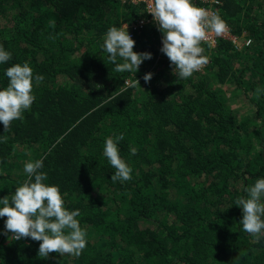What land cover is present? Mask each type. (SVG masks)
Here are the masks:
<instances>
[{
    "label": "trees",
    "instance_id": "16d2710c",
    "mask_svg": "<svg viewBox=\"0 0 264 264\" xmlns=\"http://www.w3.org/2000/svg\"><path fill=\"white\" fill-rule=\"evenodd\" d=\"M194 4L250 45L234 54L224 37L202 42L208 74L180 80L149 23L133 50L152 57L134 74L139 85L123 90L134 76L117 73L101 44L110 27L147 19L144 3L0 0V45L12 54L0 65V87L13 64L44 77L33 81L23 118L7 130L0 123V198L27 179L26 162L43 158L44 182L59 187L68 210L80 209L87 240L79 256L45 258L39 242L0 234V264H264V235L243 231L234 204L264 177V0ZM232 84L249 115L233 111L223 92ZM119 134L132 169L126 182L111 180L103 156L105 139Z\"/></svg>",
    "mask_w": 264,
    "mask_h": 264
},
{
    "label": "clouds",
    "instance_id": "9594fccd",
    "mask_svg": "<svg viewBox=\"0 0 264 264\" xmlns=\"http://www.w3.org/2000/svg\"><path fill=\"white\" fill-rule=\"evenodd\" d=\"M143 2L162 33L160 51L167 56L172 73L180 80L190 78L207 64L201 43L208 40L209 33L219 37L228 30L220 16L196 6L194 0ZM123 25L107 30L101 49L117 73L128 72L134 76L132 81L124 80L126 87L123 90H126L139 85L134 74L143 61L151 59L152 54L134 51V37L128 33L127 25ZM11 59L12 54L0 45V65L7 64ZM4 76L8 78V85L0 87V123L7 130L12 121L22 119L23 112L30 109L35 100L33 81L40 82L44 77L39 74L34 76L27 63L7 67ZM151 78V72L143 76L145 83ZM123 139V134L107 137L103 146V156L115 169L111 176L113 182L132 179L131 167L119 154L118 144ZM5 140L6 137L0 136V142ZM130 152L135 155L136 149L131 148ZM43 168V158L26 162L24 173L27 179L16 186L13 193L0 198V218L6 217L0 234L9 241L30 238L39 242V257L46 258L50 253L79 256L87 245L86 233L77 220L81 211H70L65 207L59 187L44 182L47 176ZM244 192L246 196L234 202L241 209L239 223L244 232L259 239L264 235V177L257 178Z\"/></svg>",
    "mask_w": 264,
    "mask_h": 264
},
{
    "label": "rangeland",
    "instance_id": "374dc122",
    "mask_svg": "<svg viewBox=\"0 0 264 264\" xmlns=\"http://www.w3.org/2000/svg\"><path fill=\"white\" fill-rule=\"evenodd\" d=\"M127 31H128V33L130 34V30L127 28ZM228 31V30H227ZM226 31V32H227ZM232 38H234V39H236V41H235V44L234 43H232L233 44V49H232V51H233V53L234 54H239V52H241V50H243V49H245V48H247L249 45H245V42H246V40H248L247 38H245V36H241V37H238V36H233V35H231L229 32H227ZM136 35V33L134 32V36ZM224 35V34H223ZM144 38H148L149 37V35L148 34H146L145 36H143ZM216 37H215V34L214 33H209V38H208V40L207 41H205V42H207V43H209L211 46L213 45V40L215 39ZM160 57H161V59L164 57H166V55H164L163 53L160 55ZM207 61L209 62V58H207ZM208 62H207V64H208ZM207 64H205V65H203L201 68H200V70L202 71V72H204L206 75L208 74L207 72ZM207 68V69H206ZM223 92L224 93H226L227 94V97H229V99H230V104H231V107H232V109H233V111L234 112H236L237 114H239V115H241V116H245V115H249V113H250V110L247 108V106L245 105V103L244 102H242V100H243V96L241 95V93H239L236 89H235V87H234V85L232 84V85H230V86H224L223 87ZM241 96V97H240ZM30 153L31 152H29V155H30ZM28 155V156H29ZM38 156V155H37ZM31 157V156H30ZM32 159V158H31ZM34 160H37V159H34ZM1 230H3V228L0 226V231ZM9 235H10V233H9ZM6 240H8L7 239V237H6Z\"/></svg>",
    "mask_w": 264,
    "mask_h": 264
},
{
    "label": "built area",
    "instance_id": "2783aa9c",
    "mask_svg": "<svg viewBox=\"0 0 264 264\" xmlns=\"http://www.w3.org/2000/svg\"><path fill=\"white\" fill-rule=\"evenodd\" d=\"M120 1L121 3H131V4H139V3H144L143 0H118ZM202 2H205V3H209V4H213V3H216L217 0H200ZM145 4V11L147 10V6H146V3ZM210 14H212V12L209 10V9H206ZM146 13L149 15L147 19H139L137 21H134V22H131V23H127L125 25H127V28L130 30V36L133 38L134 37V32L136 34L140 33V31L143 29V27L145 25H148L149 23H152V24H155L153 19H152V16L150 13H148L146 11ZM124 26V25H123ZM122 26V27H123ZM157 28V27H156ZM228 32V31H227ZM227 32L224 33V35L222 34L221 36L219 37H224L226 39H229L232 43L235 44V41L236 39L232 38ZM216 38L213 40V44L215 43V40L219 37L215 36ZM250 44V40H246L245 42V45H249Z\"/></svg>",
    "mask_w": 264,
    "mask_h": 264
}]
</instances>
